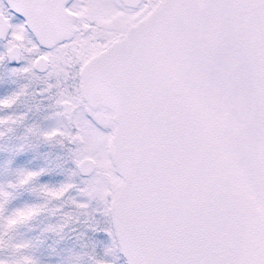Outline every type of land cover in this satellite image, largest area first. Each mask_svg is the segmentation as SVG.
Masks as SVG:
<instances>
[{"label": "snow or ice", "instance_id": "snow-or-ice-1", "mask_svg": "<svg viewBox=\"0 0 264 264\" xmlns=\"http://www.w3.org/2000/svg\"><path fill=\"white\" fill-rule=\"evenodd\" d=\"M8 4V9L0 5V39L7 40L0 62L19 64L23 51L30 59L12 67L14 75L34 74V70L45 72L46 80L58 72L67 75L74 66V42L79 43V0H8ZM104 56L87 73L89 88L102 99L114 95L108 84L113 65L143 59L147 70L131 96L120 102L117 122L87 111L80 114L73 132L40 133L45 141L62 137L82 145L74 159L81 186L43 185L39 193L45 201H60L77 188L82 200L72 201L76 209L97 202L92 211L105 217L106 223H97L93 231L102 233L101 239L107 241L104 256L111 259H93L92 264H116L121 257L125 264H264V224L246 227L238 221L235 202L221 188L191 119L169 90L165 67L149 56L140 57L134 44ZM70 78L75 80L74 75ZM259 85L264 109V52ZM54 86H59V80L47 88ZM23 94L21 89L0 98V110L11 108ZM58 96L56 103L65 112L74 110L71 93L60 91ZM20 119L0 117V127L11 132V125ZM42 171L20 170L16 182L7 187L23 188ZM11 196L0 186V237L46 211L44 205H24L4 215ZM69 219L65 214V223ZM56 228L50 225L47 230ZM8 246L0 238V247ZM30 246V242L10 245L17 256L13 264H38L32 255L24 254ZM0 264L8 262L0 259Z\"/></svg>", "mask_w": 264, "mask_h": 264}, {"label": "water", "instance_id": "water-1", "mask_svg": "<svg viewBox=\"0 0 264 264\" xmlns=\"http://www.w3.org/2000/svg\"><path fill=\"white\" fill-rule=\"evenodd\" d=\"M133 44L140 57L149 56L167 70L169 90L191 119L221 188L235 202L238 221L246 227L264 224L259 85L264 0H163L141 26L83 67L84 95L108 102L116 120L120 102L147 76L143 59L113 65L108 84L114 95L103 99L89 88L87 73L106 59L105 52ZM7 63L17 65L14 60Z\"/></svg>", "mask_w": 264, "mask_h": 264}, {"label": "rangeland", "instance_id": "rangeland-1", "mask_svg": "<svg viewBox=\"0 0 264 264\" xmlns=\"http://www.w3.org/2000/svg\"><path fill=\"white\" fill-rule=\"evenodd\" d=\"M110 4L111 0H102L99 6L96 5L95 18L103 20L107 16L103 10ZM6 43L7 40L0 41V52L5 50ZM23 57L19 66L27 64L30 59L27 53H24ZM11 68L6 60L0 62V98L21 89L24 94L11 108L0 110V117H22L16 124L11 125V132L0 127V131H4V135L0 136V186L12 193L5 206L4 215L24 205H44L46 211L0 237L9 245L0 247V259L13 264L17 256L10 245L30 242L31 246L24 250V254L32 255L38 264H92L93 259L110 260L111 258L104 256L107 241L101 239L102 233L93 231L97 223H106L105 217L92 211L98 207L97 202L91 201L87 209H76L72 201L82 200L77 188L66 192L60 201H45L39 189L43 185L59 188L65 183L81 186V176L76 174L74 159L82 147L62 137L50 142L45 141L40 133L50 129L73 132L76 130L75 124L79 122L80 114L87 111L109 116L112 118L111 123H115L112 111L107 107L93 109L88 106L79 91V81L74 83L69 77L68 69L67 75L60 72V76L50 79L51 84H56L59 80V86L48 89L49 83L45 84L48 80L45 79L46 75H14ZM40 82L43 84H39ZM60 91L71 93V103L75 106L73 111L65 112L64 108L56 103ZM29 129L32 131L29 132ZM20 170L43 171L23 188H8L9 183L16 182ZM56 209L59 211L53 212ZM65 214L70 217L67 223L64 220ZM50 225L57 226L56 230L48 231ZM116 264L125 262L121 257Z\"/></svg>", "mask_w": 264, "mask_h": 264}, {"label": "flooded vegetation", "instance_id": "flooded-vegetation-1", "mask_svg": "<svg viewBox=\"0 0 264 264\" xmlns=\"http://www.w3.org/2000/svg\"><path fill=\"white\" fill-rule=\"evenodd\" d=\"M102 0H79L82 7L76 13L78 22L77 40L72 48V56L74 66L69 67V77L75 76L74 83L79 81V91L83 100L93 109H103L107 107L113 113L116 123V110L109 106L108 102L102 100L92 101L83 94V81L80 69L87 63H93L98 55L105 49L113 45H118L125 36L131 31L141 26L146 19L161 5L163 0H131L126 3L123 0H111V4L105 7L104 13L107 15L103 20L95 18L94 11L96 5L99 6ZM72 0H69L71 3ZM0 5L4 9H8L6 0H0ZM23 51L21 55L23 56ZM7 62V60H6ZM10 67L19 66L9 65ZM38 76L46 75L45 72L34 70ZM58 72L56 76H60ZM55 76V78H56ZM48 79L46 83H49ZM39 84H43L40 82ZM99 113V112H97Z\"/></svg>", "mask_w": 264, "mask_h": 264}]
</instances>
